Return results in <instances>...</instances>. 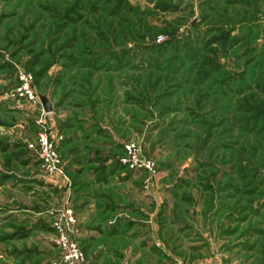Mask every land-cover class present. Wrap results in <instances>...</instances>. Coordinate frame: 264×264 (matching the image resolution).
Returning a JSON list of instances; mask_svg holds the SVG:
<instances>
[{
	"label": "rangeland",
	"instance_id": "374dc122",
	"mask_svg": "<svg viewBox=\"0 0 264 264\" xmlns=\"http://www.w3.org/2000/svg\"><path fill=\"white\" fill-rule=\"evenodd\" d=\"M58 225L74 264H264V0H0V264H73Z\"/></svg>",
	"mask_w": 264,
	"mask_h": 264
},
{
	"label": "built area",
	"instance_id": "2783aa9c",
	"mask_svg": "<svg viewBox=\"0 0 264 264\" xmlns=\"http://www.w3.org/2000/svg\"><path fill=\"white\" fill-rule=\"evenodd\" d=\"M20 77L21 81L24 84L23 88L25 90H28V83L30 79H32V75L29 73H22ZM29 146L39 151L42 160L49 168L62 172L61 168L58 166V156L56 148L45 132L39 133L36 137V143H30ZM65 216L69 222H72L74 220L72 213L70 212H67ZM58 233L61 234V242L59 243L62 249L68 250V253H65L66 259L73 264L80 261L83 258V254L80 248L76 245V243L68 241L66 239V234L61 225H58Z\"/></svg>",
	"mask_w": 264,
	"mask_h": 264
},
{
	"label": "water",
	"instance_id": "95a60500",
	"mask_svg": "<svg viewBox=\"0 0 264 264\" xmlns=\"http://www.w3.org/2000/svg\"><path fill=\"white\" fill-rule=\"evenodd\" d=\"M39 97H40V101L43 104L44 111L45 112H51L52 107H51V104L49 103V101L47 100V98L44 95H40Z\"/></svg>",
	"mask_w": 264,
	"mask_h": 264
}]
</instances>
